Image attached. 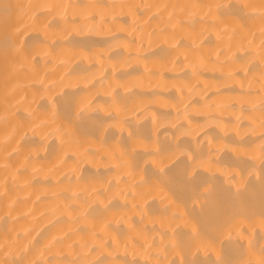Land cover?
<instances>
[{
  "label": "bare ground",
  "instance_id": "obj_1",
  "mask_svg": "<svg viewBox=\"0 0 264 264\" xmlns=\"http://www.w3.org/2000/svg\"><path fill=\"white\" fill-rule=\"evenodd\" d=\"M0 264H264V0H0Z\"/></svg>",
  "mask_w": 264,
  "mask_h": 264
}]
</instances>
